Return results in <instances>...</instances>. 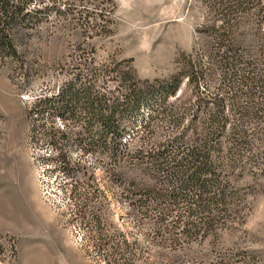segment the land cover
<instances>
[{"label":"rangeland","instance_id":"374dc122","mask_svg":"<svg viewBox=\"0 0 264 264\" xmlns=\"http://www.w3.org/2000/svg\"><path fill=\"white\" fill-rule=\"evenodd\" d=\"M110 1L108 34L95 35L78 0H59L43 21L34 0L40 11L20 21L15 54L0 53V264H264V126L233 174L239 213L216 236L190 243L156 231L154 211L138 201L136 160L112 158L81 107L57 121L65 137L43 127L41 98L68 89L80 71L76 87L87 84L92 60L167 79L181 55L206 48L199 31L222 9L219 0ZM237 5L235 37L264 64V2ZM177 97L188 99L189 89Z\"/></svg>","mask_w":264,"mask_h":264},{"label":"trees","instance_id":"16d2710c","mask_svg":"<svg viewBox=\"0 0 264 264\" xmlns=\"http://www.w3.org/2000/svg\"><path fill=\"white\" fill-rule=\"evenodd\" d=\"M254 1L219 0L222 9L199 31L206 48L181 55L177 72L167 79L141 80L123 61L94 66L92 60L87 84L76 87L80 71L68 89L41 98L43 127L50 132L65 137L67 126L57 121L71 119L68 106L81 107L112 158L136 160L143 175L138 201L154 211L156 231L180 235L187 243L228 228L243 202L233 174L264 126V64L235 37L243 16L233 8ZM78 2L79 19L89 24L93 18L94 34H108L111 1ZM57 3L41 0V21ZM39 6L34 0H0V53L15 54L20 21ZM32 20L27 29L35 25ZM215 75L218 85L211 89ZM183 86L188 99L177 97Z\"/></svg>","mask_w":264,"mask_h":264},{"label":"crops","instance_id":"0c3cea01","mask_svg":"<svg viewBox=\"0 0 264 264\" xmlns=\"http://www.w3.org/2000/svg\"><path fill=\"white\" fill-rule=\"evenodd\" d=\"M32 223H30V225H31ZM34 225H36V224H34Z\"/></svg>","mask_w":264,"mask_h":264}]
</instances>
